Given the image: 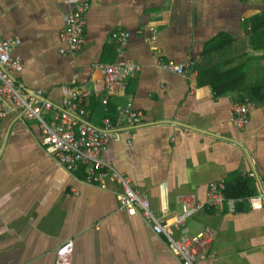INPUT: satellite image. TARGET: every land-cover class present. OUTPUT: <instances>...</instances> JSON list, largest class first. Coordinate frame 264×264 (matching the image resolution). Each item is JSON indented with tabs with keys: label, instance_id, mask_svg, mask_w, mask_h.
<instances>
[{
	"label": "crops",
	"instance_id": "crops-1",
	"mask_svg": "<svg viewBox=\"0 0 264 264\" xmlns=\"http://www.w3.org/2000/svg\"><path fill=\"white\" fill-rule=\"evenodd\" d=\"M90 1L83 48L68 56L60 53L59 33L73 11L71 0H0V39L21 40L13 55L23 61V70L14 74L23 90L41 92L40 99L61 114L62 87L73 78L98 88L85 102L84 115L69 114L102 131L110 120L115 136L105 156L150 199L161 222L172 223L181 211L177 195L206 201L209 184L232 173L251 177L259 194L264 105L250 109L249 124L237 130L232 104L242 85L264 83V49L255 50L248 35L264 0ZM115 31L130 33L123 48ZM228 39H247L245 53L232 56ZM214 46L203 64L215 71L202 77L197 65ZM160 53L164 61L193 59L197 67L184 74L163 69L157 65ZM126 61L140 64L141 71L104 102V77L94 66ZM234 68L236 89L216 93L211 79ZM129 100L141 113L139 125L122 112ZM1 104L7 114L0 121V264H54L66 240L74 241L72 264H182L149 219L120 208L117 181L109 178L100 187L85 180L83 166L69 171L42 145L36 121L24 118L8 99ZM186 225L190 234L206 227L217 232L211 255L198 264H264V207L227 202L199 211Z\"/></svg>",
	"mask_w": 264,
	"mask_h": 264
},
{
	"label": "built area",
	"instance_id": "built-area-1",
	"mask_svg": "<svg viewBox=\"0 0 264 264\" xmlns=\"http://www.w3.org/2000/svg\"><path fill=\"white\" fill-rule=\"evenodd\" d=\"M73 11L69 14L65 26L59 34L60 43L64 45L60 53L75 56L80 52L85 43V30L87 16L91 11L90 0H71ZM113 37L123 48L130 39L129 32L115 31ZM151 43H156V35L151 38ZM21 44L19 38L0 39V121L6 116L1 99L5 98L13 102L24 115V118L36 121L42 135V145L49 154L56 156L58 161L65 165L69 171H76L81 166L86 169V181L100 187L106 186L110 178L122 187L118 192V200L121 209L130 214H141L152 222V230L166 237L169 246L179 255L182 264H198L199 261L211 255L217 232L214 228L206 227L193 234L189 233L186 225L189 218L201 210H213L223 208L227 202L233 207L236 200L228 199L226 195L227 184L224 181H213L208 187V198L201 201L194 194H179L175 201L181 206V211L175 216L172 223L161 222L151 205L150 199L134 189L129 177L120 173L114 163L107 159L105 152L110 141L115 136L113 126L109 119L105 120L104 130L78 119H73L71 114L78 111L82 116L86 113L85 102L94 93H99L98 88L89 89L81 84L78 78H73L71 83L62 87L63 106L61 114L50 102L41 100V92L27 94L17 83L16 73L23 68L22 58L13 55V51ZM161 53L158 55L157 65L163 69L184 74L188 68L197 65V61L190 59L177 62L175 60L164 61ZM104 77V87L107 102L110 94L124 89L127 79L141 71L142 66L136 62H116L115 64H98L94 66ZM254 104L247 99L234 101L232 104V122L237 130H243L250 121V109ZM45 112L53 115H45ZM122 112L127 115L133 125L141 123V113L134 109L133 102L128 101ZM71 113V114H69ZM259 194L249 197L248 201L255 210L264 207V184ZM174 227L179 229L176 234ZM74 253V241L66 240L55 252L54 264H72Z\"/></svg>",
	"mask_w": 264,
	"mask_h": 264
},
{
	"label": "trees",
	"instance_id": "trees-1",
	"mask_svg": "<svg viewBox=\"0 0 264 264\" xmlns=\"http://www.w3.org/2000/svg\"><path fill=\"white\" fill-rule=\"evenodd\" d=\"M250 21H251L250 22L251 26L248 35L252 37L251 45L255 50H263L264 49V12L253 16ZM225 37L228 38L224 34L223 38L225 39ZM233 42L234 41H232L231 39H228L227 44L232 46L231 55L234 57L243 55L247 50V39L237 44ZM217 49L218 48L214 46L203 51L202 54L203 58L201 62L198 63L197 65L199 74L202 77H205V75H210L212 72L215 71V68L213 67L212 64L207 67L205 66V64H203V62L209 59V56H211L213 52H215ZM239 49H241V52H238ZM232 71L237 72V69L234 68L227 71H222L223 77L222 75H219V78L211 79L213 80L211 82V85L216 93L221 94V93H225L229 89H233V90L236 89L235 82L237 81V77L233 76L232 73L234 72ZM238 91H240V93L235 101H244L245 99H247L248 101L254 104L251 107V109L254 108L255 106L264 105V83L256 84L249 88L242 85L241 90L239 89ZM83 170L86 173L85 166ZM224 183L227 184V190L225 193L228 199H234L236 200V202L248 200L249 197L257 195L255 181L251 177L242 175L241 173L230 174L228 178L224 180Z\"/></svg>",
	"mask_w": 264,
	"mask_h": 264
},
{
	"label": "rangeland",
	"instance_id": "rangeland-1",
	"mask_svg": "<svg viewBox=\"0 0 264 264\" xmlns=\"http://www.w3.org/2000/svg\"><path fill=\"white\" fill-rule=\"evenodd\" d=\"M238 52H241V49H239Z\"/></svg>",
	"mask_w": 264,
	"mask_h": 264
}]
</instances>
